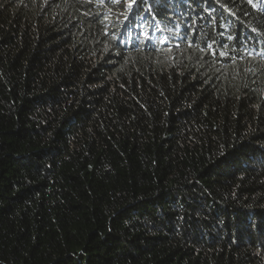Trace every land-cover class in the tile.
<instances>
[{
	"label": "trees",
	"instance_id": "1",
	"mask_svg": "<svg viewBox=\"0 0 264 264\" xmlns=\"http://www.w3.org/2000/svg\"><path fill=\"white\" fill-rule=\"evenodd\" d=\"M0 264H264V0H0Z\"/></svg>",
	"mask_w": 264,
	"mask_h": 264
},
{
	"label": "snow or ice",
	"instance_id": "2",
	"mask_svg": "<svg viewBox=\"0 0 264 264\" xmlns=\"http://www.w3.org/2000/svg\"><path fill=\"white\" fill-rule=\"evenodd\" d=\"M109 2H113V0H109ZM114 2L119 3L120 0H114ZM124 2L127 4L128 8L131 10L133 5L145 3L146 0H124ZM249 2H251V0H249ZM125 19H127V17H125ZM226 54L227 53H224V52L219 53V55H226Z\"/></svg>",
	"mask_w": 264,
	"mask_h": 264
}]
</instances>
